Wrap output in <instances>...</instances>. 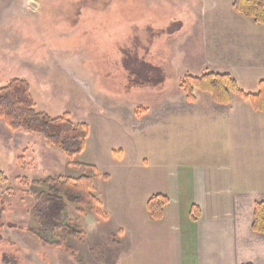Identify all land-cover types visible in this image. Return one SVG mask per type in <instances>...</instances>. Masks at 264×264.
Instances as JSON below:
<instances>
[{
	"label": "rangeland",
	"instance_id": "1",
	"mask_svg": "<svg viewBox=\"0 0 264 264\" xmlns=\"http://www.w3.org/2000/svg\"><path fill=\"white\" fill-rule=\"evenodd\" d=\"M199 1L214 4L0 0V88L24 80L37 112L53 119L67 114L72 124L89 127L83 152L69 158L41 136L12 132L0 120V264H147L145 256L154 258V245L147 253L117 251L121 212L133 204L120 175L123 166L138 173L146 160L149 171L171 118L181 126L190 117L180 111L160 120V110L184 96L182 78L225 71L213 65L232 56L217 34L225 22L196 12ZM152 69L163 77L157 87L145 82L160 77ZM240 89L257 92L249 85ZM118 152L125 161L113 170L117 183L106 189L102 181ZM83 166L98 172L94 196L114 203L110 222L102 205L96 214L47 184L76 180Z\"/></svg>",
	"mask_w": 264,
	"mask_h": 264
},
{
	"label": "crops",
	"instance_id": "2",
	"mask_svg": "<svg viewBox=\"0 0 264 264\" xmlns=\"http://www.w3.org/2000/svg\"><path fill=\"white\" fill-rule=\"evenodd\" d=\"M218 2L209 6L199 1L196 10L225 22L217 34L232 56L213 68L225 70L217 74L230 75L239 88L256 90L264 81V25L237 14L233 0L222 6ZM195 93L194 104L180 95L160 110L161 122L173 112L186 111L190 117L181 126L178 117L171 118L167 141L154 148V166L147 171L146 160L136 174L123 166L120 177L133 204L121 212L117 251L134 254L136 247L138 254L147 253L154 245V258H144L147 264H264V235L252 231L254 206L264 202V113L237 96L225 106L207 93ZM114 157L113 169L106 170L108 179L102 181L106 189L117 183L113 170L125 161L123 152ZM99 194L95 196L110 222L117 210ZM157 195L168 204L156 221L149 217L147 202Z\"/></svg>",
	"mask_w": 264,
	"mask_h": 264
},
{
	"label": "trees",
	"instance_id": "3",
	"mask_svg": "<svg viewBox=\"0 0 264 264\" xmlns=\"http://www.w3.org/2000/svg\"><path fill=\"white\" fill-rule=\"evenodd\" d=\"M232 7L254 24L264 25V0H233ZM152 70L160 77L156 80L146 78L145 82L149 86L157 87L162 84L163 77L160 70ZM180 90L190 104L195 102V92L199 91L209 94L215 103L225 106L231 103L232 96H237L249 102L254 110L264 113V81L258 83L256 93H245L228 74L205 73L200 77L185 75ZM0 120L12 132L22 131L41 136L69 158L83 152L89 136L88 125L72 124L67 114L53 119L43 112H37L29 84L24 80H12L0 88ZM118 154L119 152L115 153ZM79 171L82 176L76 180H52L47 184L63 189L66 194L73 196L75 202L98 214L101 203L92 192V179L98 172L93 166L79 167ZM167 204L168 199L164 196L151 197L147 202L149 217L152 220H161ZM195 212L196 209L193 208L192 213ZM193 216L195 219L196 216ZM9 227L16 228L15 225ZM252 231L264 235V202L254 206Z\"/></svg>",
	"mask_w": 264,
	"mask_h": 264
},
{
	"label": "water",
	"instance_id": "4",
	"mask_svg": "<svg viewBox=\"0 0 264 264\" xmlns=\"http://www.w3.org/2000/svg\"><path fill=\"white\" fill-rule=\"evenodd\" d=\"M33 5V4H32ZM34 6V5H33Z\"/></svg>",
	"mask_w": 264,
	"mask_h": 264
}]
</instances>
